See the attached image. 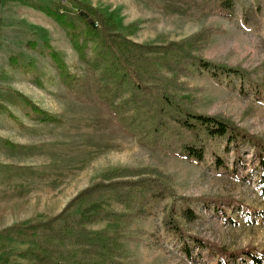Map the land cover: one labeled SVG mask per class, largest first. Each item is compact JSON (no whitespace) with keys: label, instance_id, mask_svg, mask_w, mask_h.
<instances>
[{"label":"rangeland","instance_id":"obj_1","mask_svg":"<svg viewBox=\"0 0 264 264\" xmlns=\"http://www.w3.org/2000/svg\"><path fill=\"white\" fill-rule=\"evenodd\" d=\"M81 1L106 17L115 14L120 32L140 45L165 46L183 42L204 30L213 31L207 45H196L195 53L214 63L242 67L249 71L251 79L220 74L218 81L210 71L200 75L191 68L190 73L176 77L171 91L193 110L230 119L264 140V96L253 85L264 83V0L259 5L256 0H240L230 17L218 9L210 12L206 8L209 0ZM21 2L49 22L11 9L6 2L1 6L0 232L49 220L107 173L135 169L155 171V176L161 174L179 196L219 197L236 202L223 205L221 210L214 204L195 203L190 206L195 216L191 220L183 214L186 206L179 203L176 218L187 234L229 252L247 248L264 251V183L254 149L244 146L237 157L232 147H227L226 138L216 139L213 149L198 162L143 147L138 137L118 127L116 118L97 100L95 91L101 86L98 72L79 60L72 44L68 50L52 41V36L60 37L66 31L51 17L28 5L60 9L69 20L76 19L74 9L62 0ZM45 43L80 77L75 94H70L60 81ZM93 49L91 43L89 55ZM159 66L163 68L162 63ZM166 76L169 80L174 77ZM20 94L62 120V124L36 121V115ZM173 204L170 197L158 201L147 209L145 216L126 227L128 237L115 244L125 262L218 263L215 251L184 243L165 230L164 217ZM96 210L130 212L128 206L102 199L79 212V217L85 218ZM119 227V223L104 222L88 228L95 233H110ZM24 249L23 245L0 241V264H34L17 256ZM229 263L250 262L229 258Z\"/></svg>","mask_w":264,"mask_h":264},{"label":"trees","instance_id":"obj_2","mask_svg":"<svg viewBox=\"0 0 264 264\" xmlns=\"http://www.w3.org/2000/svg\"><path fill=\"white\" fill-rule=\"evenodd\" d=\"M239 1L209 0L206 8L210 12L221 10L224 16L230 17ZM256 2L260 4V0ZM62 3L74 9L75 20H69L60 9L39 4L28 6L55 20L66 31L79 60L92 71L98 72L97 81L101 86L96 89L95 96L116 118L122 131L138 137L143 147L198 162H202L213 149V141L216 139L226 138L227 147H232L237 157H240L244 146H251L259 159V172L264 183L263 139L230 119L193 110L171 91L176 77L190 73L191 68L196 69L200 75L210 71L218 81L220 74L251 79L249 71L242 67L214 63L195 53L196 45L208 43L213 31L204 30L183 42L165 46L140 45L120 32L115 14L106 17L81 0H62ZM91 43L94 49L93 54L89 55ZM44 46L47 56L58 69L60 81L70 94H75L81 82L80 77L70 70L50 44L45 43ZM159 63H162L163 68ZM167 74L174 77L169 80ZM253 85L256 92L264 96V83L254 82ZM20 97L36 115L35 119L39 123L62 124V120L41 109L27 97L21 94ZM154 173L135 169L107 173L103 180L76 195L57 216L46 221L7 228L0 232V241L25 246L17 256L34 264H130L123 260L115 244L128 237L126 227L138 217L145 216L150 206L170 197L174 204L164 217L166 231L184 243L192 242L199 248L215 251L219 256L217 264H230L229 258H242L244 263L250 262L247 264H264V251L247 248L229 252L214 243L187 234L176 218V206L179 203L186 206L183 214L191 220L195 216L190 206L195 203L205 206L214 204L221 210L223 205L236 204L234 200L179 196L168 179L162 178L161 174L155 176ZM102 199H111L118 205L128 206L130 212L119 214L96 210L85 218L79 217V212ZM104 222L119 223L121 227L110 233H95L88 228Z\"/></svg>","mask_w":264,"mask_h":264},{"label":"crops","instance_id":"obj_3","mask_svg":"<svg viewBox=\"0 0 264 264\" xmlns=\"http://www.w3.org/2000/svg\"><path fill=\"white\" fill-rule=\"evenodd\" d=\"M1 2H2V4H1ZM1 2H0V27H1L2 16H3L2 12H1V6L5 2L11 9H13V8L20 9L21 11H25L27 13H30V14L34 15V16L43 17L45 20H47L49 22L48 18H46L45 16H42V14H40V13H38L36 11L34 12V10L27 8L24 4H21L22 3L21 0H2ZM12 5H14V6H12ZM52 39H53L52 41H54V42L58 41L56 44L58 45L60 43L64 48L71 47V43L67 39V36H66L65 32H64V34L60 35V37L56 36V38H55L54 36H52ZM68 50H69V48H68Z\"/></svg>","mask_w":264,"mask_h":264}]
</instances>
